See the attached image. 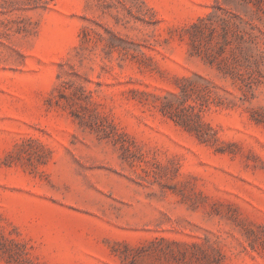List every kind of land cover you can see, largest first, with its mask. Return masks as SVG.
<instances>
[{
  "label": "rangeland",
  "instance_id": "374dc122",
  "mask_svg": "<svg viewBox=\"0 0 264 264\" xmlns=\"http://www.w3.org/2000/svg\"><path fill=\"white\" fill-rule=\"evenodd\" d=\"M0 264H264V0H0Z\"/></svg>",
  "mask_w": 264,
  "mask_h": 264
}]
</instances>
